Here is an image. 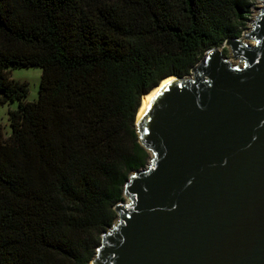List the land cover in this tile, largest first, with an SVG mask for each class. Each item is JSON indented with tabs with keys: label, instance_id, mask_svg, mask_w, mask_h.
Segmentation results:
<instances>
[{
	"label": "trees",
	"instance_id": "16d2710c",
	"mask_svg": "<svg viewBox=\"0 0 264 264\" xmlns=\"http://www.w3.org/2000/svg\"><path fill=\"white\" fill-rule=\"evenodd\" d=\"M250 0H0V264H90L149 152L142 97L239 38ZM9 65L42 68L39 96Z\"/></svg>",
	"mask_w": 264,
	"mask_h": 264
},
{
	"label": "water",
	"instance_id": "95a60500",
	"mask_svg": "<svg viewBox=\"0 0 264 264\" xmlns=\"http://www.w3.org/2000/svg\"><path fill=\"white\" fill-rule=\"evenodd\" d=\"M260 1L250 31L224 43L239 64L211 48L142 109L137 132L151 157L127 181L92 264H264Z\"/></svg>",
	"mask_w": 264,
	"mask_h": 264
},
{
	"label": "rangeland",
	"instance_id": "374dc122",
	"mask_svg": "<svg viewBox=\"0 0 264 264\" xmlns=\"http://www.w3.org/2000/svg\"><path fill=\"white\" fill-rule=\"evenodd\" d=\"M251 2V13H249V20L246 22V28L243 30L242 35L239 37L243 38L245 32H249L252 27L250 22L254 19V16L257 15L259 7L262 4L260 0H250ZM220 49L223 51L225 57H227L234 65L239 64V59H233V53L230 46L223 44ZM11 70V76L14 80L26 82L29 92L28 95L24 98L27 101H35L39 96L40 83L42 79V68L39 66H14L9 65L8 67ZM193 73L190 71L189 74L185 76L192 77ZM19 101H10L0 104V139L6 140L12 133V127L10 123V111L17 109ZM137 121V120H136ZM137 127V126H136ZM149 152V151H148ZM151 157V153L149 152ZM125 199V195H124ZM92 264V261L91 263Z\"/></svg>",
	"mask_w": 264,
	"mask_h": 264
},
{
	"label": "bare ground",
	"instance_id": "6f19581e",
	"mask_svg": "<svg viewBox=\"0 0 264 264\" xmlns=\"http://www.w3.org/2000/svg\"><path fill=\"white\" fill-rule=\"evenodd\" d=\"M172 78H173V77H169V78L163 80L162 83H161V85H162L164 82H166V81H168V80H170V79H172ZM161 85H160V86H161ZM160 86H159V87H156V88L153 89L149 94H146V95H144V96L142 97V103H141V107H140L139 112H138V115H137V119H138L139 115L141 114L142 109L146 106V103H147V102L153 97V95H154L155 92L160 88Z\"/></svg>",
	"mask_w": 264,
	"mask_h": 264
}]
</instances>
